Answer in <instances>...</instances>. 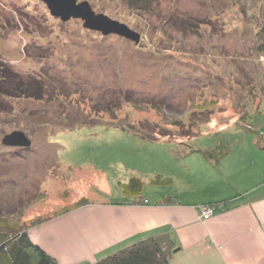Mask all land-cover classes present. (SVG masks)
Listing matches in <instances>:
<instances>
[{
	"label": "rangeland",
	"instance_id": "1",
	"mask_svg": "<svg viewBox=\"0 0 264 264\" xmlns=\"http://www.w3.org/2000/svg\"><path fill=\"white\" fill-rule=\"evenodd\" d=\"M83 1L138 32L139 43L79 18L64 22L40 0H0V78L9 70L14 83L0 88L4 231L28 233L71 210L122 199L121 184L132 177L143 181L145 202H195L204 195L199 173L185 186L183 172L187 162L200 165L158 143L264 136V0H153L144 8ZM30 84L40 91L25 94ZM13 131L31 146H3ZM157 177L172 183L153 184ZM205 206L220 204L201 206L200 221Z\"/></svg>",
	"mask_w": 264,
	"mask_h": 264
},
{
	"label": "crops",
	"instance_id": "2",
	"mask_svg": "<svg viewBox=\"0 0 264 264\" xmlns=\"http://www.w3.org/2000/svg\"><path fill=\"white\" fill-rule=\"evenodd\" d=\"M192 143L220 156L219 161L198 151L180 156L173 143L158 144L170 146L175 158L200 165V170H191L187 162L182 180L190 185L188 175L199 173L198 193L204 195L197 201L164 198L149 203L126 195L100 200L45 220L28 231L30 240L57 264H94L139 240L171 231L178 250L169 264H264V136L215 134L204 146ZM215 202L220 206L213 215L200 221L201 206Z\"/></svg>",
	"mask_w": 264,
	"mask_h": 264
},
{
	"label": "trees",
	"instance_id": "3",
	"mask_svg": "<svg viewBox=\"0 0 264 264\" xmlns=\"http://www.w3.org/2000/svg\"><path fill=\"white\" fill-rule=\"evenodd\" d=\"M153 0H128L133 7H147L148 2ZM12 73L9 70H4L0 80H3L4 85L0 84L2 90L5 86L13 85ZM15 76V74H14ZM17 86V85H15ZM24 85V93L33 91H40L38 87ZM20 87V86H19ZM17 86V90L19 89ZM21 88V87H20ZM19 89L18 91H20ZM6 92V90H4ZM22 91V90H21ZM127 96H131V92ZM80 125V124H79ZM79 125H74L79 126ZM82 125V124H81ZM125 129V127H121ZM140 138L150 141L151 138L143 136L141 132H134ZM177 147L178 155H186L190 152H201V154L208 160L214 163L219 161V157H214L210 151L196 148L192 141L174 144ZM224 151L222 154H225ZM157 183H170L169 179L158 180V177L152 181ZM144 183L140 178L132 177L127 183L121 184L123 194L128 197H135L141 201L142 190ZM220 203V202H219ZM218 204L217 202L212 205ZM37 223V222H36ZM40 223V222H38ZM177 249V242L173 233L167 231L161 234L152 235L139 240L131 245H128L115 253H112L94 264H169L170 258ZM0 264H57L56 260L48 255L41 247L30 240L26 229L15 231H4L0 229Z\"/></svg>",
	"mask_w": 264,
	"mask_h": 264
},
{
	"label": "water",
	"instance_id": "4",
	"mask_svg": "<svg viewBox=\"0 0 264 264\" xmlns=\"http://www.w3.org/2000/svg\"><path fill=\"white\" fill-rule=\"evenodd\" d=\"M50 14L66 22L70 18L81 19L85 28L99 31L103 35L116 34L136 44L140 41V34L130 29L126 24L113 20L106 15L95 13L88 2L77 3V0H40ZM1 144L7 147L31 146V140L22 131H13L1 139ZM178 248L175 251H177Z\"/></svg>",
	"mask_w": 264,
	"mask_h": 264
},
{
	"label": "built area",
	"instance_id": "5",
	"mask_svg": "<svg viewBox=\"0 0 264 264\" xmlns=\"http://www.w3.org/2000/svg\"><path fill=\"white\" fill-rule=\"evenodd\" d=\"M213 211H214V208L212 206H205L202 208L201 216L204 219H208L211 216V214L213 213Z\"/></svg>",
	"mask_w": 264,
	"mask_h": 264
}]
</instances>
